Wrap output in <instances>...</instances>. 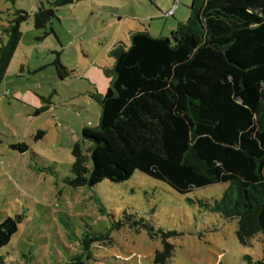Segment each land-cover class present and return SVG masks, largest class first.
<instances>
[{"label": "rangeland", "instance_id": "obj_1", "mask_svg": "<svg viewBox=\"0 0 264 264\" xmlns=\"http://www.w3.org/2000/svg\"><path fill=\"white\" fill-rule=\"evenodd\" d=\"M49 1L0 0V45L1 27L15 9L33 14ZM176 1L174 15L165 18ZM191 1L72 0L57 9L52 33L35 30L31 18L20 25L21 39L0 85V223L21 221L0 251L2 264H66L80 258L85 235L98 237L88 264H154L164 244L173 248L166 264L263 259L260 236L239 244L236 222L205 206L222 196L227 183L179 194L140 172L92 188L66 182L74 145L83 151L90 145L82 129L99 123L97 98L112 81L114 48L128 46L130 32L170 38L188 19ZM56 58L71 76L58 77ZM22 144L26 152L13 149Z\"/></svg>", "mask_w": 264, "mask_h": 264}, {"label": "trees", "instance_id": "obj_2", "mask_svg": "<svg viewBox=\"0 0 264 264\" xmlns=\"http://www.w3.org/2000/svg\"><path fill=\"white\" fill-rule=\"evenodd\" d=\"M70 2L51 0L47 8L40 2L33 14L14 10L1 27L0 85L20 25L31 18L35 30L52 33L57 9ZM189 10L170 38L130 32L129 45L114 48L112 81L97 98L99 123L82 129L90 145L86 151L74 145L66 182L92 188L140 172L179 194L227 183L206 208L236 222L239 244L260 236L264 245V0H192ZM53 65L61 80L71 76L58 58ZM13 149L27 151L23 144ZM20 221L0 223V251ZM97 238L85 235L80 258L66 264H88ZM172 253L164 244L154 264H166Z\"/></svg>", "mask_w": 264, "mask_h": 264}, {"label": "built area", "instance_id": "obj_3", "mask_svg": "<svg viewBox=\"0 0 264 264\" xmlns=\"http://www.w3.org/2000/svg\"><path fill=\"white\" fill-rule=\"evenodd\" d=\"M179 4V2H174L171 6V8L164 14V17H171L173 16L174 10L176 9L177 5Z\"/></svg>", "mask_w": 264, "mask_h": 264}, {"label": "crops", "instance_id": "obj_4", "mask_svg": "<svg viewBox=\"0 0 264 264\" xmlns=\"http://www.w3.org/2000/svg\"><path fill=\"white\" fill-rule=\"evenodd\" d=\"M177 9V8H176ZM173 15H174V13H173Z\"/></svg>", "mask_w": 264, "mask_h": 264}]
</instances>
